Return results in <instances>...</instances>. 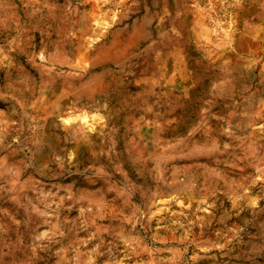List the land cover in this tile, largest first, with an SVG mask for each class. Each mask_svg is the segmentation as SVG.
<instances>
[{
    "label": "rangeland",
    "instance_id": "rangeland-1",
    "mask_svg": "<svg viewBox=\"0 0 264 264\" xmlns=\"http://www.w3.org/2000/svg\"><path fill=\"white\" fill-rule=\"evenodd\" d=\"M0 264H264V0H0Z\"/></svg>",
    "mask_w": 264,
    "mask_h": 264
}]
</instances>
